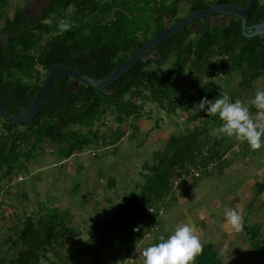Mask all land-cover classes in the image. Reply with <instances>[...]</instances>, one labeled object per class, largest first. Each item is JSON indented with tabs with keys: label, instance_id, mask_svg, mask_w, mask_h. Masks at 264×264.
<instances>
[{
	"label": "trees",
	"instance_id": "trees-1",
	"mask_svg": "<svg viewBox=\"0 0 264 264\" xmlns=\"http://www.w3.org/2000/svg\"><path fill=\"white\" fill-rule=\"evenodd\" d=\"M7 1L0 0V104L11 115L18 116L30 106L52 65H68L90 78L101 79L162 32L164 19L173 25L191 12L216 4L246 7L250 0H47L49 6L32 24L24 13L26 5L15 7L10 17L2 14ZM182 2L188 8L184 16H179ZM61 18L71 23L69 30L59 28ZM215 18L196 21L194 29L183 27L155 48L153 58L147 55L146 62L137 61L101 92L88 85L73 87L70 77L60 76L28 123L11 125L0 115V184L4 187L0 195L20 183L26 165L35 157L34 148L43 150L42 145L48 143L57 150L65 149L69 158L90 144L100 140L104 143L92 128L96 123L102 124L108 111L114 110L115 122L122 125L126 119L142 116V100L173 114L177 109L193 108L205 96L212 100L226 94L222 87L212 85L184 86L179 79L186 74L228 69L241 75V88H249L264 77L263 39L244 37L239 19L233 18L226 25H211ZM262 22L264 0H256L248 13L247 26ZM1 36L8 37L7 45L1 43ZM152 64L166 68L157 73L150 68ZM230 96L233 101L236 99ZM137 98L142 101L140 106L135 105ZM250 111L254 115L257 110L250 107ZM198 120L200 126L168 137L164 149L154 154L144 183L124 198L119 211L90 226L89 236L99 242L98 246L110 247L115 254L124 250L131 253L157 226V211L161 207L158 204L171 195L170 179L177 169L185 164L202 168L197 164L199 158L206 169L225 165L224 156L237 142L229 145L221 137L206 147L205 138L210 135L205 134L219 128L221 120L193 109L188 121ZM117 135L120 138L121 131ZM20 184L22 187L23 183ZM44 212L36 221L25 218L21 229L16 227L14 234L5 237L4 245L12 250L19 244L20 247L14 258L0 255V264H39L49 248L53 250L59 241L77 236L65 226L56 210L46 208ZM243 229L249 235L251 252L264 260L260 227L244 225ZM192 264L225 263L214 244L208 242Z\"/></svg>",
	"mask_w": 264,
	"mask_h": 264
},
{
	"label": "rangeland",
	"instance_id": "rangeland-1",
	"mask_svg": "<svg viewBox=\"0 0 264 264\" xmlns=\"http://www.w3.org/2000/svg\"><path fill=\"white\" fill-rule=\"evenodd\" d=\"M38 1L8 0L2 9V14L10 17L15 7H22L27 5L26 3L28 2H31L30 7H32ZM167 1L170 2L171 0ZM187 8L188 4L182 2L179 5L178 15L184 16ZM29 12V14L34 13V9H30ZM220 22L215 19L211 25H216ZM221 23L227 24L225 21ZM150 68L159 73L166 67H156L152 64ZM240 79V74L231 72L228 69L215 71L206 69L200 75L191 74L188 76L186 74L179 80L183 81L184 86L200 84L222 87L226 94L229 92L234 98L241 99L245 103H248L254 97L257 89H264V77L253 82L249 88H241L239 86ZM125 98L128 99V96H125ZM135 100L137 101L138 98ZM138 101L140 103L143 101L142 104L148 109V112L141 116V120H138L139 117H133L129 120L126 119L122 125H118L115 122L116 113L111 110L104 115L102 124L96 123L94 125L92 132H96L100 139L105 140L104 143L107 142V144L102 143V140H100L97 143L86 146L81 151H76L69 158H66L67 156L64 154L65 149L57 150L58 147H52L48 143L44 146L42 145L43 150L38 147L34 148L35 157L33 161L26 165L25 174L21 175L22 180H18L23 183L22 187H20V183H15L5 190L4 195H0V236L10 235L16 227L21 229L25 218L31 217L33 221H36L38 217L45 214V208L48 206L50 209L53 208L50 204H63L66 201L69 204L68 210L64 211V207L53 210L59 213V218L60 216L62 217L66 227L75 231L77 236H82L91 242H87L90 245L89 254L81 256L80 260L88 261L87 264H108L111 257H116L118 258V263L121 262V264H124L125 261L128 264H143V250L150 244L158 242L161 235L169 236L178 225L186 222L187 218L198 210V205L194 207L193 204L205 202L212 206V202L216 200L224 207L227 202V196L235 194L239 186L244 184V175L239 171L231 173L232 169H228L225 171L227 176L221 178L219 174L221 168H213L208 171L199 158L197 159L199 162L197 164L202 165L203 171L200 178H194L193 180L203 183L207 178L216 177L217 179L213 178V182L218 187L217 189H208L205 194H201L204 199L198 201V195L194 196L190 191L188 192L186 187L188 184L192 186L190 180L185 181L180 190L169 195V200H165L163 204H158L161 206L159 209L162 210V215L157 219L159 222L153 230L144 236L143 242L138 245V249L134 251L133 255L132 252L127 253V250L115 254V250L102 245L97 247V252L99 253H95L97 244L96 240L92 241L89 236L90 226L110 218L115 212L120 210L122 203L131 192L139 190L141 184L144 183V176L149 174V169L153 165L154 154L164 149L170 135L185 133L188 129L201 125L200 120L194 123L188 121V117L193 111L191 107L185 110L177 109L173 114L170 112L168 114V111L160 110L159 107H154L150 102ZM158 112H162L161 117H159ZM139 121L143 122L141 125L143 129L133 130L131 123H138ZM157 121H160L158 129H161V131L156 130L155 122ZM128 125H130V129L124 131ZM118 131H121L122 136L120 138L117 135ZM161 133L167 134L162 135ZM206 135H212L210 139L206 138L208 143L206 147L220 137H224L229 145L237 142V139H234L236 137H228L220 133L218 127ZM237 146H239V142L228 153L229 158H226L227 160L242 154V147ZM246 150L252 153L256 152V149L252 148ZM91 152H95L96 155H91ZM146 166L148 167L147 173L143 169ZM28 171L29 173H27ZM114 180L116 182L113 185L110 181ZM207 183L208 181L204 182V186ZM2 188L4 187L0 184V191ZM97 196L103 197V200L97 199ZM98 207H100V210H98ZM221 212L222 210L215 211V227L220 226L218 217H222ZM256 213L249 214L243 224L247 228L254 225L259 226L262 234L261 240L264 241V213L263 211L259 214L258 212ZM200 226L202 225L200 224ZM243 227L241 232L236 233L229 242H216L217 236L214 238L212 244H217V246H214L220 259L225 264H264L263 259H258L251 252L248 240L249 235L244 231ZM201 229L203 231V226ZM214 232L211 230L208 231L207 235H202L200 237L202 244L208 243L207 239L212 237L209 235ZM204 233L206 232L204 231ZM93 236L95 235L93 234ZM65 240H63V243H65ZM73 241L75 242H69L67 246L71 251H75L74 256L76 259V240L73 239ZM224 244H226V251L223 248ZM48 250L52 249L49 248ZM48 253L50 254L51 251H48ZM129 255L131 257L127 258ZM49 256L52 257V255ZM41 263L51 264L47 259L42 260Z\"/></svg>",
	"mask_w": 264,
	"mask_h": 264
},
{
	"label": "crops",
	"instance_id": "crops-1",
	"mask_svg": "<svg viewBox=\"0 0 264 264\" xmlns=\"http://www.w3.org/2000/svg\"><path fill=\"white\" fill-rule=\"evenodd\" d=\"M218 20H220V19H218ZM224 21L229 23L228 19H225ZM143 107H145V106L143 105ZM158 115H159V117H161L162 112H158ZM140 118H142V117H139L138 120H141ZM144 118H146V117H144ZM142 123L143 122H141V121H139L138 123L137 122L131 123L133 125L132 129L133 130L143 129L141 126ZM159 123H160V121L155 122V126H157V129H156L157 131L158 130L161 131V129H158ZM127 129H130V125H128V127L125 128L124 131H126ZM161 134L163 135V134H167V133H161ZM211 137H212V135H210L208 138L210 139ZM166 139H167V135H166ZM237 142H239V146L242 147V154L236 155L235 158L234 157L230 158L229 160H227V163H225V165H221V167H218V168H221L219 171L221 178H224L227 176V174H226L227 172H225V171L228 169L229 170L232 169L231 173L237 172V171L242 172V174L245 177L244 184H241L239 186L238 190L236 191L237 194L235 193L232 196H227V202H226V205L224 207H222L223 205L219 201H216V200H214L212 202V206L210 204L205 203V202H202L200 204L199 203L193 204L194 207H197V205H198V207H197L198 210L192 216H189L187 218V221H186V222L191 221L193 223V225L196 227V234L199 237H201L202 235L203 236L207 235L208 231H211V230L215 231L213 234L209 235L212 237L207 239V242L209 241L210 243H213L214 238L216 236H217L216 237L217 239H215L216 242H222V243L229 242L236 235V233L241 232L242 228H240L239 230H236L230 224L226 223V212L229 209L236 208L242 214V216H243L242 227L244 225L243 223L245 221V218L249 214L250 215L251 214H257L256 212H258V214H259L261 211H263V213H264V146H262L260 149H256L255 153H252V152H249L246 150V149L251 148L247 142L245 143V142H242L239 140H237ZM239 146H237V147H239ZM235 159H237V160H235ZM143 169L147 173L148 167L146 166ZM215 172H216V170H215ZM217 173H218V171H217ZM213 178L217 179L216 177H210L209 179L208 178L205 179L203 181V183L201 181L195 182V180H193V179L192 180L188 179L187 181L190 180V183L192 185V186H190L188 184L186 186L188 189V192L190 191V193L193 194L194 196L198 195V199H197L198 201L203 200L204 198L201 197V194H205V192L210 188L211 189H217L218 188L216 186L215 182H213ZM218 179H219V177H218ZM206 181H208V183H207V185L204 186V182H206ZM110 182L114 185L116 181L114 180V181H110ZM112 184H110V185H112ZM190 187H191V190H190ZM106 196H110V195H106ZM97 199L103 200V197L101 198V197L97 196ZM168 200H169V198H168ZM261 201H263V202H261ZM111 203H112V200H111ZM57 205H59V207H57ZM50 206L53 207L51 209H61L60 207H64V211H66V210H68L69 204L66 201H64L63 204L53 203V204H50ZM98 210H100V207H98ZM216 210H222V212H221L222 217H218V219H220V221H219L220 226L219 227L214 226V219H216V214H215ZM183 223H185V222H183ZM200 224L203 226V231L201 229L202 226H200ZM204 231L206 233H204ZM5 237H7V236H3V237L0 236V255L4 254L5 257H7V258H12V257L14 258L17 250H19L20 244L18 245V247L16 249L13 248V250H12V248L10 249L9 245L6 246L3 244ZM90 238L92 239V241H95V238H92L91 236H90ZM219 238H220V240L218 241ZM73 239L76 240V243H75L76 248H77L76 259L74 256L75 251H71L70 248H68V246H67V244L69 242H75V241H73ZM87 242H90V241L85 239L82 236H79V235L74 237V238L69 237L65 240V243H63V241H61V242H59V245H55L53 247V250H50L51 253L50 254L47 253L45 255V258L41 257L39 264H42L41 261L46 260V259L51 264H87L88 261L80 260L81 256L89 254V246L90 245ZM95 242L97 244L96 251H95V253H96L97 247H98V242L97 241H95ZM138 245L133 247L132 255H133L134 251L136 249H138ZM214 245L217 246V244H214ZM223 248L226 251V244H224ZM98 253L99 252H97L96 254H98ZM49 255H52V257ZM130 257L131 256L129 255L127 258H130ZM98 258H99V256H98ZM118 262H119L118 258H116V260H114L113 257H111L109 259L108 264H121V262L120 263H118ZM124 264H128V263H126V261H125Z\"/></svg>",
	"mask_w": 264,
	"mask_h": 264
},
{
	"label": "clouds",
	"instance_id": "clouds-1",
	"mask_svg": "<svg viewBox=\"0 0 264 264\" xmlns=\"http://www.w3.org/2000/svg\"><path fill=\"white\" fill-rule=\"evenodd\" d=\"M71 27L65 19L59 20L61 30L67 31ZM250 107L257 110L254 115ZM192 109L218 116L221 120L220 133L247 142L252 149L264 146V89H257L248 103L241 99L233 101L230 95L223 94L212 100L205 96L194 103ZM242 220L243 216L236 208L226 212V223L234 229L242 228ZM202 250L203 244L196 234V227L188 221L178 225L169 236L161 235L158 242L147 246L142 253L143 264H192Z\"/></svg>",
	"mask_w": 264,
	"mask_h": 264
},
{
	"label": "water",
	"instance_id": "water-1",
	"mask_svg": "<svg viewBox=\"0 0 264 264\" xmlns=\"http://www.w3.org/2000/svg\"><path fill=\"white\" fill-rule=\"evenodd\" d=\"M256 0H250L246 7H240L233 4H216L207 9H202L199 11L188 13L182 19L169 25V20H163V31L154 36L149 42L135 50L121 65L110 72L108 75L101 79L90 78L83 73L79 72L76 68L70 67L68 65H52L47 72L46 77L43 80L38 92L36 93L30 106L20 113L18 116L11 115L1 104H0V115L8 121L11 125L25 124L28 123L39 111L41 106L45 103L49 92L51 91L56 79L60 76H68L72 79L73 87L78 85H88L95 89L96 91H103L107 86L112 84L121 75L128 71L137 61L142 60L146 62L145 56L153 58V51L155 48L171 37L173 34L178 32L185 26L194 29L196 27V21L203 18H213L218 17L220 20L228 19L231 22L233 18L239 19L241 21V32L246 38L260 37L264 39V22L256 24L252 27L247 26V16L252 9ZM31 3V2H30ZM28 2L24 8V13L30 24L37 22L39 15L49 6L47 1L45 7H39L31 15L26 14V7L30 6ZM32 6V5H31ZM1 43L7 45L8 37L1 36Z\"/></svg>",
	"mask_w": 264,
	"mask_h": 264
},
{
	"label": "built area",
	"instance_id": "built-area-1",
	"mask_svg": "<svg viewBox=\"0 0 264 264\" xmlns=\"http://www.w3.org/2000/svg\"><path fill=\"white\" fill-rule=\"evenodd\" d=\"M135 105L140 106L141 103L137 100L135 101ZM147 112H148V109L146 107H142L140 110V113L142 115L146 114ZM91 155L94 156V152H91ZM226 158H229L228 154L224 156V159ZM211 169H212V166L207 167V170H211ZM175 172H176L175 175L170 179L171 193L177 192L182 186V184L188 179H194V178L196 179L200 177L202 168L193 167L189 164H185V166L182 169H177ZM148 212H153V209H148ZM161 215H162V210L159 209L157 211V217L159 218Z\"/></svg>",
	"mask_w": 264,
	"mask_h": 264
},
{
	"label": "flooded vegetation",
	"instance_id": "flooded-vegetation-1",
	"mask_svg": "<svg viewBox=\"0 0 264 264\" xmlns=\"http://www.w3.org/2000/svg\"><path fill=\"white\" fill-rule=\"evenodd\" d=\"M46 3H47V0H39L38 2H36V4H34L32 7H30L29 5H28V7H26V14L27 15H31V14H29L30 12H29V10L30 9H34V11H36L39 7H45V5H46ZM46 10V9H45ZM45 10L39 15V18H41V16H42V14L45 12ZM38 18V19H39ZM213 18H215V17H213ZM218 18V17H217ZM217 18H215V19H217ZM226 19V18H225ZM224 19V20H225ZM223 20V21H224ZM219 21H221L222 22V20H219Z\"/></svg>",
	"mask_w": 264,
	"mask_h": 264
}]
</instances>
